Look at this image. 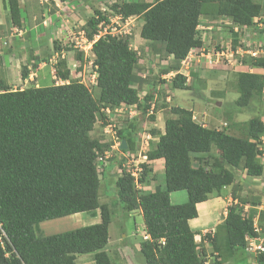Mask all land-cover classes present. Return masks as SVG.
I'll return each mask as SVG.
<instances>
[{"label":"trees","instance_id":"16d2710c","mask_svg":"<svg viewBox=\"0 0 264 264\" xmlns=\"http://www.w3.org/2000/svg\"><path fill=\"white\" fill-rule=\"evenodd\" d=\"M208 5L215 6L216 15L239 25H251L263 11L255 0H123L110 7L123 19L141 16L140 36L162 42L166 53L180 63L191 49L202 46L197 25ZM4 6L12 24L23 26L25 16L18 0H5ZM105 23H109L107 16L95 9L83 26L94 54L97 97L76 79L16 89L0 79V232L5 234L1 235L0 264H75L76 255L86 253H93L95 264H113L105 250L112 210L99 202V173L104 165L100 171L97 168V157L110 141L100 142L90 131L97 116L103 114L102 107L137 103L136 85L143 79L137 72L139 56L130 48L128 36L98 35L99 24ZM231 37L235 41L237 34ZM76 57L82 60L80 54ZM251 64L262 72L236 73L241 94L234 101L235 107L251 114L246 137L203 126L192 119L191 109L172 106L175 116L165 118L164 132H158V140L146 150L148 160L163 159L166 188L138 190L126 172L116 178V197L122 209L140 208L150 236L138 250L133 249L140 264H201L188 222L197 216L196 204L205 201L212 190L231 184L241 159L247 174H262L263 166L255 157L259 153L256 144L264 134V57ZM55 70L57 77L69 78L65 59L58 60ZM20 74L27 75L25 67ZM171 87L190 88L180 73L172 76ZM143 98L145 111L152 95L146 93ZM123 128L117 135L126 141L124 151H135L134 123ZM197 152L212 157L219 170L205 168L200 162L194 165L191 153ZM142 167L139 182L146 180L151 169L147 164ZM181 189L186 190L187 200L172 204L170 192ZM97 208L101 219L96 223L44 236L35 231V224L41 221ZM222 228V240L231 253L244 247L246 233L254 234L251 219L243 218L235 205L228 207ZM161 238L164 244L158 243Z\"/></svg>","mask_w":264,"mask_h":264},{"label":"rangeland","instance_id":"374dc122","mask_svg":"<svg viewBox=\"0 0 264 264\" xmlns=\"http://www.w3.org/2000/svg\"><path fill=\"white\" fill-rule=\"evenodd\" d=\"M114 1H123V0H98L97 5H92V12L97 9L100 10L104 15L108 16L109 23H105L103 27H101V32L104 33L105 31H109L113 34H117L119 36H128L129 37V46L131 49L135 50L139 56L138 59V69L139 71L143 72L145 74V78L151 77L154 80V83L146 82V85H144V88L141 89V93L138 91V105L142 107L145 103L142 101L145 93H150L152 95L151 100L154 101L156 109H164L165 115L169 113L170 107L172 106H184V108L190 109V107H193L195 111L198 112V114H195L197 118V122L201 120L200 122H207L208 127L212 128H222L226 132H231L235 136L239 137H246L248 135V123L249 118L251 117V114L248 112L243 111L242 109L231 107L230 103L235 100V97L238 94V87L236 85L237 83V71L239 70V67H241L240 57L243 55L244 58H246L247 55L243 53L245 51V48H258L264 49V42L263 44L259 45L260 40H254V37L257 36L258 33L262 32L263 29H246L245 31H241L238 27L237 33H241L239 35V39L241 42H238V39H235L233 41L231 35H229L227 27L230 26L231 28L233 25L228 24V18L227 16L223 15H216V8L214 5H208L207 12H204L199 19V23H202L204 25L209 26V28L206 30V35L204 37L205 46L209 48L210 50H214L215 52L216 48L215 46H220V48H225V46H228L229 44L240 45V52L236 53L235 58L238 60L232 59L231 62L234 61V64L230 65H220V64H207L210 66H224L220 68H224L221 71L219 69L208 67L202 60L199 62L196 60V57L191 59L189 57L188 60H190V64L187 62V68H189V80L188 85L190 86L189 89H174L171 92V76H173L174 69L179 68L178 65L180 64L173 58L169 57V55L166 53L163 47V43L160 41H150L147 39H144L140 36V28L143 23L141 16H131L130 18L126 19H119L116 17V13L113 11V9L110 7ZM262 3L264 7V0H255ZM5 2V1H4ZM4 4V3H3ZM5 7V6H4ZM87 7V6H85ZM6 8V7H5ZM101 8V9H100ZM104 8V9H103ZM8 9V8H7ZM103 10V11H102ZM25 10L21 8L22 15L26 16ZM9 12V11H8ZM92 12L84 9V15L81 13L80 16L74 14L75 19H72L68 16L69 22L65 24V27H63L65 30H67L66 26H70L69 34H66L62 40L59 39H48L46 40L47 49L49 56H51L50 50L52 48L55 49V47H61L63 48L62 51H67L65 48H69V57H72V55H78L80 54L82 56L81 62L87 61V56L85 55L87 49H88V40L81 36L83 33V26L85 24V21L88 17V15L92 14ZM79 13V12H78ZM88 13V14H87ZM217 16V17H215ZM261 18L263 20L264 24V8L261 14ZM64 20L66 18H63ZM73 20L75 22L73 23ZM5 26V25H4ZM219 27L220 29H218ZM199 28V25H198ZM218 30L224 31L225 34L218 35L215 32ZM208 31L210 32L211 36H208ZM233 31V30H232ZM204 36V34L202 35ZM244 36V38L242 37ZM25 41L27 43L26 47L29 45L33 46L36 45L35 38L33 39H27L22 40V42ZM251 43H250V42ZM30 48V46H29ZM28 48V50H29ZM56 50V49H55ZM28 56V54H26ZM256 57H264V52L257 54ZM59 59H62L61 57L56 58V62H58ZM46 63V62H45ZM182 65V63H181ZM238 66V67H236ZM21 68H23V65L20 66V72ZM43 70L39 71L38 78L33 75V79L37 80L39 83V86H46L52 83V79L50 78L51 73L49 75V67H43ZM179 70L184 71L185 66L179 68ZM219 70V71H217ZM51 71V70H50ZM167 75H164V77H161L162 73H167ZM217 71V72H216ZM19 72V73H20ZM56 72V71H55ZM141 74V73H140ZM44 76L45 79L42 78ZM56 76V75H55ZM79 78H82V74L78 75ZM57 78V76H56ZM87 85L90 88L92 94L94 97H97V90L96 88L87 81ZM156 86V87H155ZM158 86V87H157ZM238 89V90H237ZM140 90V89H138ZM176 90V91H175ZM224 90V91H223ZM152 91V92H151ZM241 94V92L239 91ZM170 95L171 101H166L165 97ZM204 96L209 97V102L207 103ZM217 99H220L221 103H216ZM197 102V104L192 103V101ZM180 106V107H181ZM154 107V108H155ZM261 108L264 111V88L262 91V103ZM164 113L162 112L160 115V119L165 118ZM236 115L239 117V120H234L233 116ZM144 119V118H143ZM219 119V121H217ZM229 120L227 123V126L222 125V121ZM221 123V124H220ZM119 123H117L118 125ZM147 126V125H146ZM149 128V129H147ZM145 130L150 131L153 129V127H147ZM264 135V134H263ZM142 136H136L137 138V147L142 148L144 142L143 139L145 137ZM216 147L213 145L212 150L216 151ZM144 150V149H143ZM201 156H191L192 157V163L194 165L197 164V162H201L202 165L205 168H209L215 171L219 170V167L215 166L213 164V158L209 157L207 153H201ZM235 176L233 179V182L230 185H226L225 187L222 186L220 190H214L212 193L208 194L210 197L209 199L213 200L215 204L210 203L209 206H213L217 209L216 214L213 216V218L208 216H202L198 217V221H205V223L210 222L208 228L212 227L216 223L217 225L214 226V235L217 239V245H218V256L220 260V264H246V257L240 256L243 252L239 249H236L235 251H232V253L226 249L224 246V243L221 239V235L223 233V229L219 222H221V219L223 217V212L225 211V207L227 206V199L225 197H231L236 199V203H232V205H235L237 207V210L244 214L245 216H249V218L254 217L256 218L257 224L262 228V236L264 237V174L260 176H250L247 173H245V170L243 168V161L241 160L237 167H235ZM101 189L103 190V186L101 185ZM111 189V188H109ZM115 193V192H114ZM182 196L183 199L187 200V192L185 189H181L173 193V201L177 199V197ZM185 196V197H184ZM101 197L104 200H111V207L112 210L119 211L118 207V201L114 199L116 197V193L114 196L111 194L107 195L104 194L101 191ZM218 200V202H217ZM183 201V200H182ZM263 204L262 208H258ZM89 214L91 211L88 212ZM117 220L116 217L113 218V222L109 224V231H110V240L108 241V244L106 246V250L109 253V256L112 260L113 264H138L136 261L138 260L137 254L133 251V248H124L120 249L121 255L119 256V239H120V231L119 226L121 225H127V221L120 217ZM85 217V216H84ZM82 219H78V216L73 217H59L49 220L41 221L37 224H35V231L37 235L44 236L52 233L62 232L68 229H72L78 226L87 225L91 219L82 222ZM84 223V224H83ZM120 224V225H119ZM199 233V232H198ZM209 234V233H207ZM213 234V233H210ZM198 238V237H197ZM210 238L211 235H210ZM208 238V239H210ZM198 240V239H197ZM137 241H134L136 243V246H134L135 250H138ZM244 250V249H243ZM81 256L86 257H80L79 260H77L78 264H92L93 262V256L92 253L90 254H83ZM239 257V258H238ZM242 258V260H240ZM235 262V263H234ZM94 264V262H93Z\"/></svg>","mask_w":264,"mask_h":264},{"label":"crops","instance_id":"0c3cea01","mask_svg":"<svg viewBox=\"0 0 264 264\" xmlns=\"http://www.w3.org/2000/svg\"><path fill=\"white\" fill-rule=\"evenodd\" d=\"M4 1L5 0H0V79L4 80L5 84H7L9 88L16 89V88H24L32 85L39 86L38 81L36 79L35 80L32 79V75H35L38 78L39 71L43 70L42 69L43 67L51 68L49 69V75L51 73L52 76H50V78L52 79V82L63 83L76 79L83 82L86 85L88 84L87 81H89L95 87L96 70L92 64V61L94 59V54L90 49L91 47L90 42L88 43V49L85 53V55L87 56V61L81 62V60L75 57V55L69 57L68 53L71 51L69 50L62 51L63 48L62 49L55 48L56 50L52 48L50 50V52L52 51L51 56L48 57L49 53L46 47L47 46L46 40L48 39L62 40V38H64L66 34L70 33L69 32L70 26H66L67 30L63 28L65 27V24L69 22L68 16L72 19H75V16L76 15L80 16L79 14L80 13L82 14L84 12V9L88 10L89 12L90 11L92 12V7H93L92 5L96 6L98 0H66V1L18 0L19 7L25 10L24 12H26V16H27V18H25L23 26L21 27L14 26L12 24L8 9L4 7L3 4ZM82 15H84V13ZM63 18L66 19L64 20ZM74 22L75 20H73V23ZM208 28L209 26L207 25H204L202 23L199 24L198 34L202 38L203 45L205 44L204 37L206 35V30ZM217 28L219 29V27ZM83 31L81 32L83 33ZM214 33L218 34L219 36L225 34L221 30H218L217 32L214 31ZM203 34L204 36H202ZM208 34H209L208 36H211L209 31ZM33 38H35L36 40V45L33 46L29 45L30 48L29 46L26 47L27 43H25V41L22 42V40L27 41V39H33ZM215 47H216L214 48L215 51L220 50L218 49V46ZM26 54H28V56ZM58 57H61L66 61L67 68L69 69L68 79H61L59 77L56 78L55 76V68L57 63L55 59ZM169 57L172 58V55H169ZM21 65H23V67H25L27 71V75L24 78H22L19 73L20 72L19 69ZM208 67L220 68L224 66L215 67L209 65ZM220 69L221 71H225L223 70L224 68H220ZM239 69L243 71H252L259 73L262 72V69H260L259 67H255L254 65H248V64H241V67H239ZM137 72L140 73L138 68H137ZM81 74H82V78H79L78 75ZM164 75H167V73H162L161 77H164ZM141 77L143 79L142 83L136 85V87L140 89L138 90L140 93H141V89H143L144 85H146V82L154 83V80L151 77L145 78L144 74H142ZM42 78L45 79L44 76H42ZM174 89L178 90V88H171L172 93H173L172 90ZM204 97L206 98V96ZM165 100L171 101L172 99L170 100V95H169L165 97ZM204 100H206V102L208 103L209 97H207ZM142 101L146 103L144 101V98ZM152 101L153 100H151L150 104L148 102L150 106L145 111L142 110L143 106L140 107L138 105V102L136 104H126V103L119 104L118 107H121L124 110L127 109L135 110L136 115L132 119L126 118L123 113L114 111V108H111L110 113L101 111L103 114L101 116L100 115L97 116L93 129L90 131L91 136L97 137L100 140V142L108 143L111 139L113 140L114 138L113 132L117 137H119L117 135V130L121 128L124 129L123 127L127 123L133 122L136 128L134 135V144L136 150L130 152L135 154L138 152H146V150L152 148V144L158 140V132L159 134L164 132L165 118L175 116V114L172 113L171 111H169V113L165 115L163 108L162 109H158V108L156 109V107L152 108V106L155 104ZM192 103L197 104L196 100L192 101ZM190 109L192 111L194 120L197 121L195 114H198V112L195 111L193 107H190ZM162 112L164 113L165 118L160 119V115ZM151 116L153 117L151 118ZM233 119L239 120V117L234 115ZM200 121L201 120H199L198 123H202L208 126L207 122H203V121L200 122ZM217 121H219V119ZM117 123L119 124L117 125ZM147 127H153V129H151L150 131L145 130ZM142 135H144L143 137H145L142 141L144 142V144L141 150H139L137 147L138 145L136 141L137 140L136 136H142ZM120 153L122 154V152ZM120 153L117 154L119 155V157L116 158L113 156L112 160H109L110 162L104 165V168L102 169L100 175L99 202L108 204L110 208L111 205L109 203V200L102 199L101 191L107 195L109 194H111L112 196L115 195L116 193L115 180L117 177L121 175L122 158ZM201 153L202 152L191 153V156L192 155L201 156L202 155ZM119 161L120 164H118ZM147 163H148L147 164L148 167L151 168L150 172L148 173L149 175L144 182L139 184L138 188L141 190H148V191H154L157 188L160 190H164L166 186L162 181V174L164 168L163 159L162 158L149 159ZM197 164H199V162H197ZM101 185L103 186V190L101 189ZM176 191L170 192L171 203L176 204L186 201V199H183L182 196L180 197L178 196L177 199L173 201L172 199L173 193H175ZM209 198L210 197L208 196L207 200L198 202L196 204L198 210V216L190 221L191 227L193 228L194 231H199V230L204 231L208 229V226L205 225L210 224V222L205 223V221L202 222L198 221V217H202L206 215L208 217L213 218V216L216 214L217 209L213 206H209L210 203L215 204V202ZM225 199H227L228 202L232 200L231 197H227V196L225 197ZM118 207H119V214L121 215L120 217H123L127 221V225L119 226V231H120L119 256H120L121 248L124 249V248H131L136 246V243L134 241H136L137 239H138L137 245H139V242H141L142 236L145 233V225L143 221L142 211L140 208H135L132 209L131 211L125 212L121 208L120 201ZM88 212L89 211L76 212L67 215L65 217L69 218L73 216H78L79 220L80 219L83 220L82 222L91 219V221H89L86 224H91L100 221V214L98 209L91 211L90 214ZM111 222H113V219L111 220ZM137 249H139V246Z\"/></svg>","mask_w":264,"mask_h":264},{"label":"clouds","instance_id":"9594fccd","mask_svg":"<svg viewBox=\"0 0 264 264\" xmlns=\"http://www.w3.org/2000/svg\"><path fill=\"white\" fill-rule=\"evenodd\" d=\"M114 2H118V1H114ZM261 3V2H260ZM262 4V3H261ZM264 8V7H263ZM101 9V8H100ZM104 9V8H103ZM103 11V10H102ZM93 14H94V12H93ZM103 14V13H102ZM106 16V15H105ZM117 16H119V17H121L120 15H118V14H116V17ZM133 16V15H132ZM131 16H129V17H127V18H130ZM107 18H108V16H107ZM228 18V17H227ZM121 20H123V18H120ZM126 19V18H125ZM109 20V19H108ZM200 24V23H199ZM198 24V25H199ZM228 24L229 25H233V27L231 28L230 26H228L227 27V29H228V31L229 30H231L230 32H229V35H232L233 33H236L237 34V39H238V42H241L240 41V39H239V35H241V33H237V31H238V27H239V29L241 30V31H245L246 29H252V30H256V29H263V27H264V24H263V20H262V18H261V15H259V16H256V17H254L253 18V23L251 24V25H239V24H236V23H234L230 18H228ZM198 25H197V30H198ZM99 28H100V26H99ZM101 29V28H100ZM220 29V28H219ZM84 30V29H83ZM233 30V31H232ZM222 31V30H221ZM224 32V31H223ZM83 35H84V31H83ZM115 35H117V34H115ZM119 36V35H118ZM198 36H199V34H198ZM84 37H85V35H84ZM200 37V36H199ZM243 38H244V36H242ZM86 38V37H85ZM87 39V38H86ZM200 39H201V41H202V38L200 37ZM260 40V42H259V45H261V43L263 44V42H264V31H262V32H260V33H258L257 34V36L256 37H254V40H252V42H254L255 40ZM88 40V39H87ZM88 42H90L89 40H88ZM250 42V41H249ZM251 43V42H250ZM90 44H91V42H90ZM240 45H235V46H233L232 44H229L228 46H225V48H218V49H220V50H216L215 52H213L214 50H210L209 48H207L205 45H203V41H202V46L200 47V48H198V49H191L190 51H192L194 54H193V56H189V57H191V59L192 58H194V56L196 57V60L199 62L200 60H202L206 65L207 64H221V65H228V64H230V65H232V64H234V61L233 62H231V60L232 59H234L235 58V56H236V54H235V52L236 53H238V52H240ZM90 49H91V47H90ZM92 51V50H91ZM190 51H189V53H190ZM201 52H203V54L204 55H200V53ZM262 52H264V49L262 50V49H259L258 50V48L256 49V48H245V51H243V53H245V55H247L246 56V58H244V56L242 55L241 57H240V60H238L237 58H235V60H238V61H240V63L239 64H248V65H252L251 64V62L252 61H254L255 59H257V58H263V57H256L257 56V54H259V53H262ZM189 53L187 54V56L189 55ZM186 58V57H185ZM182 60V59H181ZM250 61V62H249ZM191 62V61H190ZM183 65H181V61H180V65H179V68L180 67H182ZM207 66H209V65H207ZM179 68H176V69H174V73H180V74H182V75H184L185 76V80H186V83L188 84V80H189V68H185V70L184 71H181V70H179ZM56 71V70H55ZM240 71H243V70H238L237 72H240ZM140 72V71H139ZM169 72H171V71H168L167 72V74L169 73ZM245 72H252V71H245ZM21 73V72H20ZM141 74L140 75H142V74H144V73H142V71L140 72ZM21 75V74H20ZM55 75H56V72H55ZM145 75V74H144ZM173 76H174V74H173ZM23 78V77H22ZM171 78H172V76H171ZM32 79H33V75H32ZM81 82V81H80ZM64 83V82H63ZM83 83V82H82ZM86 85V84H85ZM95 85H96V81H95ZM88 86V85H87ZM173 88V87H172ZM263 88H264V86H263ZM178 89H181V88H178ZM239 89V88H238ZM237 89V90H238ZM262 91H263V89H262ZM146 94V93H145ZM144 94V95H145ZM240 96V93H239V90H238V94H237V96L235 97V100L238 98ZM234 100V101H235ZM234 101L233 102H231L230 103V105H231V107H235V105H234ZM152 102H154V101H152ZM216 103H221L222 101H220V99H218L217 101H215ZM151 103V99L149 100V104ZM127 104V103H126ZM134 104H136V103H134ZM118 106V105H117ZM117 106H115V107H117ZM150 106V105H149ZM107 106H105V107H102L101 109H100V111H104V112H106L105 111V108H106ZM114 107V108H115ZM155 107V104L152 106V108H154ZM237 108V107H236ZM239 109H241V108H239ZM107 113V112H106ZM135 117V116H134ZM134 117H132V118H134ZM132 118H128V119H132ZM192 119L194 120V118H193V114H192ZM250 119V118H249ZM248 119V120H249ZM195 121V120H194ZM197 122V121H196ZM198 123V122H197ZM222 123V125L223 126H227V123H228V120H224V121H222L221 122ZM220 123V124H221ZM200 124H202V123H200ZM203 126H206V125H204V124H202ZM206 127H208V126H206ZM212 128H215V127H212ZM216 129H220V130H224V129H222V128H216ZM225 131V130H224ZM226 132V131H225ZM226 133H228V134H230V135H233V136H235L233 133H229V132H226ZM118 139H119V137H118ZM259 141L257 142V144H256V146H257V148H258V150H259V153L256 155V157H255V159H256V161L259 163V164H261L262 166H263V169H264V135H262L259 139H258ZM119 141H121L120 139H119ZM113 143V140L111 139L110 140V145L107 147V148H109L110 146H111V144ZM106 149V148H105ZM126 149V148H125ZM125 149H123V148H120V146H119V150H117V151H114V153H113V155L111 156V157H113V156H115V155H117V154H119L120 152H122V155L124 154V153H126V152H128V153H132V152H130V151H124ZM139 150H141L140 148H138ZM217 150V149H216ZM213 151V150H212ZM103 152V151H102ZM101 152V153H102ZM213 152H215V151H213ZM101 153H99V154H101ZM202 153H204V152H202ZM133 154H135V153H133ZM137 154V153H136ZM135 154V155H136ZM144 154H146V152H144ZM147 156V155H146ZM110 157V158H111ZM242 161H243V159H241ZM240 160V161H241ZM124 161V156H123V159H122V162ZM149 160H148V158H146V161L145 162H143L142 164H148L147 162H148ZM108 162V161H107ZM240 163V162H239ZM105 164H107V163H105ZM104 164V165H105ZM200 164L202 165V163L200 162ZM196 165H198V164H196ZM203 166V165H202ZM243 168H244V161H243ZM244 170H245V173H246V169L244 168ZM143 171V170H142ZM123 172H126L124 169H123V167H122V163H121V173H123ZM142 173V172H141ZM100 175H101V173H99ZM264 174V170H263V172H262V174L261 175H263ZM141 175V174H140ZM249 175V174H248ZM131 176V175H130ZM250 176H253V175H250ZM260 176V175H259ZM133 177V176H132ZM140 177V176H139ZM138 177V178H139ZM138 178L135 180L134 179V177H133V180H134V185H135V187L138 189V190H141V189H139L138 188V186H139V184L140 183H142V182H139L138 181ZM230 185V184H229ZM226 185H224V187H225ZM176 191V190H175ZM212 191H214V190H212ZM211 191V192H212ZM210 193V192H209ZM208 193V194H209ZM208 198V197H207ZM114 199H116L117 200V198H114ZM207 200V199H206ZM118 201V204H119V200H117ZM202 202V201H201ZM236 203V199H234V198H232V200L231 201H229L228 202V204H227V206L225 207V211L223 212V217H222V219H221V222H219L220 223V225H221V227H222V224H223V222H224V219H225V217H226V214H227V211H228V207L230 206V205H232V203ZM109 203H110V205H111V200H109ZM183 203V202H182ZM172 204H174V203H172ZM176 204H179V203H176ZM258 205H262V206H260V207H257V209L258 208H262L263 207V204H258ZM121 208H122V204H121ZM197 208V207H196ZM98 209V208H97ZM96 210V209H95ZM99 210V209H98ZM111 210H112V207H111ZM124 210V209H123ZM125 211V210H124ZM131 211V210H130ZM237 212H239L238 210H237ZM240 213V215L243 217V218H249V216H245L244 214H242L241 212H239ZM99 214H100V212H99ZM67 216V215H66ZM197 216H198V210H197ZM196 216V217H197ZM62 217H64V216H62ZM114 217H116L117 218V220L119 219V211H115V210H112V219L114 218ZM196 217H194V218H196ZM59 218V217H58ZM194 218H191V219H189V226H190V228H191V230L193 231V233H194V242H195V244H196V248H195V251H196V253L198 254V256H199V259H200V261H201V264H220L221 262H220V260H219V256H218V251H217V249H218V245H216L215 246V244H216V237H215V235H214V226L215 225H217L218 223H216L215 225H213L212 227H210V228H208V229H206V230H204V231H201V230H199V231H194L193 230V228L191 227V224H190V221L192 220V219H194ZM101 219V218H100ZM111 219V220H112ZM251 219V221H252V229H253V232H254V234H245L244 235V247L243 248H240V251H242L243 253L240 255V256H242V258L243 257H246V264H264V258H262V257H264V237L262 236V233H261V231H262V228L257 224V222H256V218H254V217H251L250 218ZM49 220V219H48ZM143 221H144V218H143ZM111 222V221H110ZM109 222V223H110ZM96 223V222H95ZM92 224V223H91ZM88 225V224H87ZM145 225V224H144ZM223 229V228H222ZM2 231V230H1ZM199 232V233H198ZM207 233H209V234H207ZM210 233H213V234H210ZM108 234H109V225H108ZM223 234V233H222ZM1 235H3V236H5V234H4V232L2 231V232H0V243H1V245H3V239H2V236ZM210 235H211V237L212 238H210ZM109 236H110V234H109ZM198 237V238H197ZM110 238V237H109ZM109 238H108V241H109ZM208 238H210V239H208ZM150 239V236H149V234L146 232V230H145V233L143 234V236H142V239H141V242L142 241H144V240H149ZM198 239V240H197ZM221 239H222V235H221ZM164 238H161V239H159L158 240V243L159 244H164ZM223 241V240H222ZM141 242H139V247H140V243ZM224 243V242H223ZM107 244H108V242H107ZM107 244H106V246H107ZM106 246H105V250H106ZM224 246H225V244H224ZM133 249H135L134 247H132ZM244 249V250H243ZM236 250V249H235ZM234 250V251H235ZM107 251V250H106ZM134 251V250H133ZM230 252H231V250H229ZM108 253V252H107ZM86 254H90V253H86ZM81 255H83V254H77L76 255V259H75V264H78L77 263V260H79L80 259V257H86V256H81ZM108 255H109V253H108ZM92 256H93V253H92ZM110 257V256H109ZM239 258V257H238ZM242 258L240 259V260H242ZM110 260H111V258H110ZM93 262H94V259H93ZM93 262H92V264H93ZM111 262H112V260H111ZM138 264H140L139 262H138V260L136 261ZM235 263V262H234ZM95 264V263H94Z\"/></svg>","mask_w":264,"mask_h":264},{"label":"built area","instance_id":"2783aa9c","mask_svg":"<svg viewBox=\"0 0 264 264\" xmlns=\"http://www.w3.org/2000/svg\"><path fill=\"white\" fill-rule=\"evenodd\" d=\"M117 17L119 19L121 18L119 16H117ZM99 26H100V28L103 27L101 24H99ZM106 32H109V31H105L104 33H106ZM104 33H102L101 30H99L98 35L104 34ZM109 33H111V32H109ZM111 34H113V33H111ZM98 35H96V37ZM193 54L194 53L192 51H190L189 55L186 56V58L181 60L182 65H184L186 69L188 67L186 63L188 62L190 64V60H188L189 56H193ZM200 55H204L203 52H201ZM105 111L107 113H110L111 108L107 106L105 108ZM114 111L123 113L126 118H132L136 115V112L134 109L124 110L118 106L114 108ZM113 134H114V138H113V143L111 144V146L109 148L104 149L103 152L101 154H99L97 157V161H98L97 168L99 169V171L102 169V166L105 163H107L109 158L113 155L114 151L119 150L120 141L114 132H113ZM123 156H124V161L122 162L123 169L126 171V173L133 176L134 179L136 180L140 176V174L143 170L142 163L146 161V158H147L146 154H144V152H138L135 155L133 153L126 152L123 154Z\"/></svg>","mask_w":264,"mask_h":264},{"label":"water","instance_id":"95a60500","mask_svg":"<svg viewBox=\"0 0 264 264\" xmlns=\"http://www.w3.org/2000/svg\"><path fill=\"white\" fill-rule=\"evenodd\" d=\"M127 146H126V142H125V139H121V141H120V148H123V149H125Z\"/></svg>","mask_w":264,"mask_h":264}]
</instances>
